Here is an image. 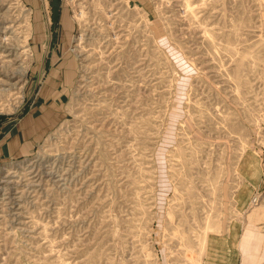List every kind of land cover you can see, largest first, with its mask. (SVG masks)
<instances>
[{"label":"rangeland","instance_id":"rangeland-1","mask_svg":"<svg viewBox=\"0 0 264 264\" xmlns=\"http://www.w3.org/2000/svg\"><path fill=\"white\" fill-rule=\"evenodd\" d=\"M0 135V264H201L264 155V0H0Z\"/></svg>","mask_w":264,"mask_h":264},{"label":"crops","instance_id":"crops-1","mask_svg":"<svg viewBox=\"0 0 264 264\" xmlns=\"http://www.w3.org/2000/svg\"><path fill=\"white\" fill-rule=\"evenodd\" d=\"M6 137L0 135V154L6 153ZM264 155L246 154L239 180L229 194L228 211L218 229L210 232L201 264H264ZM261 204L252 205L254 192Z\"/></svg>","mask_w":264,"mask_h":264},{"label":"bare ground","instance_id":"bare-ground-1","mask_svg":"<svg viewBox=\"0 0 264 264\" xmlns=\"http://www.w3.org/2000/svg\"><path fill=\"white\" fill-rule=\"evenodd\" d=\"M115 37V36H114ZM183 136V135H182ZM15 197V196H14Z\"/></svg>","mask_w":264,"mask_h":264}]
</instances>
